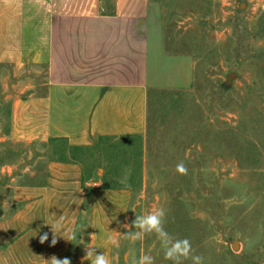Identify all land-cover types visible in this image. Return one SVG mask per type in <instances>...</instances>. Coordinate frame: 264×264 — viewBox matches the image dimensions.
I'll use <instances>...</instances> for the list:
<instances>
[{
  "label": "rangeland",
  "instance_id": "1",
  "mask_svg": "<svg viewBox=\"0 0 264 264\" xmlns=\"http://www.w3.org/2000/svg\"><path fill=\"white\" fill-rule=\"evenodd\" d=\"M155 1L168 49L192 55L195 69L190 89L151 92L142 136L86 150L63 141L12 143V102L32 94L46 70L0 75V219L13 188L40 178L49 161L73 160L83 167L88 195L96 188L130 192L111 264H133L143 254L172 264L155 234L136 242L126 235L135 229L125 224L157 208L166 211L165 229L187 238L204 264H264V0ZM180 162L187 174L177 171ZM88 225L89 199L82 242Z\"/></svg>",
  "mask_w": 264,
  "mask_h": 264
},
{
  "label": "crops",
  "instance_id": "2",
  "mask_svg": "<svg viewBox=\"0 0 264 264\" xmlns=\"http://www.w3.org/2000/svg\"><path fill=\"white\" fill-rule=\"evenodd\" d=\"M34 66L45 68L46 80L12 102L7 140L84 150L145 134L151 92L190 89L195 69L192 55L168 49L155 0H0V75ZM88 186L80 163L52 160L40 178L13 188L0 219V264H50L53 256L90 264L89 246L111 261L107 238H117L130 192L88 195ZM62 215L60 234L76 239L57 236L53 246L50 225Z\"/></svg>",
  "mask_w": 264,
  "mask_h": 264
},
{
  "label": "clouds",
  "instance_id": "3",
  "mask_svg": "<svg viewBox=\"0 0 264 264\" xmlns=\"http://www.w3.org/2000/svg\"><path fill=\"white\" fill-rule=\"evenodd\" d=\"M177 171L181 174H187V168L180 162L177 164ZM63 215L58 217L56 223L50 225L52 231L51 244L57 243V236H63L66 240L72 241L76 239L75 233H65L61 235ZM166 211L164 208H157L143 215H136L131 225L125 224L127 229H135V231H127V237L133 241H143L146 235L155 234L160 241L164 251V258L172 262V264H184L185 260L191 259L192 264H204V258L201 255H194L191 242L187 238L173 237L166 229ZM48 240V233L40 236V243L43 244ZM107 243L113 246H119L117 239L109 236ZM86 255L84 259L89 260L90 264H111L110 259L103 253L98 252L94 246L85 248ZM50 264H71L68 258L58 259L53 256ZM133 264H154V258L151 255L143 254L138 261Z\"/></svg>",
  "mask_w": 264,
  "mask_h": 264
},
{
  "label": "water",
  "instance_id": "4",
  "mask_svg": "<svg viewBox=\"0 0 264 264\" xmlns=\"http://www.w3.org/2000/svg\"><path fill=\"white\" fill-rule=\"evenodd\" d=\"M236 248H237V244H234L233 249L236 250Z\"/></svg>",
  "mask_w": 264,
  "mask_h": 264
}]
</instances>
